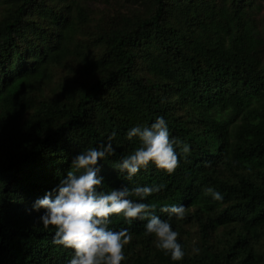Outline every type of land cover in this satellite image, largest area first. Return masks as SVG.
I'll return each mask as SVG.
<instances>
[{"label":"trees","instance_id":"trees-1","mask_svg":"<svg viewBox=\"0 0 264 264\" xmlns=\"http://www.w3.org/2000/svg\"><path fill=\"white\" fill-rule=\"evenodd\" d=\"M156 116L189 151L129 181L126 132ZM109 133L101 190L161 185L143 202L185 252L171 261L146 221L113 215L131 234L121 264H264V0H0V264H67L31 204Z\"/></svg>","mask_w":264,"mask_h":264},{"label":"clouds","instance_id":"clouds-1","mask_svg":"<svg viewBox=\"0 0 264 264\" xmlns=\"http://www.w3.org/2000/svg\"><path fill=\"white\" fill-rule=\"evenodd\" d=\"M109 133L106 142L80 151L71 160L72 170L66 172L59 183L42 198L31 204L33 211L42 209L38 217L44 228L53 226L52 243L72 250L67 264H121L126 259L123 248L130 241L128 228L117 231L109 227L110 217L120 216L126 224L134 220L146 221L144 233L153 237L154 247L161 250L171 261H180L185 252L177 241V232L168 219H161L155 214L156 206L143 202L146 197L157 193L159 184L135 186L131 189L124 185L118 189L102 191L103 177L98 175V161H104L115 154L113 138ZM135 137L138 146L120 158L116 168L125 179L131 181L141 169L151 164L156 169L171 174L178 163L177 148L187 154V144L170 137L168 124L163 116H156L148 125H134L126 132V138ZM212 200H222V194L211 186L204 189ZM135 196L138 199H129ZM160 212L169 218L181 221L185 217L183 204L162 205ZM193 254L199 249H191Z\"/></svg>","mask_w":264,"mask_h":264}]
</instances>
